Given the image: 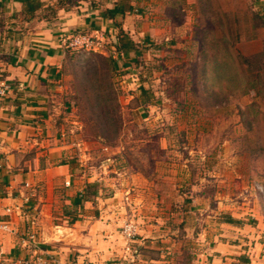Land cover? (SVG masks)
<instances>
[{
    "label": "rangeland",
    "instance_id": "374dc122",
    "mask_svg": "<svg viewBox=\"0 0 264 264\" xmlns=\"http://www.w3.org/2000/svg\"><path fill=\"white\" fill-rule=\"evenodd\" d=\"M128 11L104 47L69 50L54 160L68 156L77 178L97 183L91 214L109 209L126 246L124 226L137 225L127 253L158 257L167 239L186 241L187 254L197 232L218 227L220 207L264 199V70L244 62L263 47L264 0H137ZM122 35L140 52H119ZM144 86L154 99L142 105ZM126 252L127 264H147Z\"/></svg>",
    "mask_w": 264,
    "mask_h": 264
},
{
    "label": "crops",
    "instance_id": "0c3cea01",
    "mask_svg": "<svg viewBox=\"0 0 264 264\" xmlns=\"http://www.w3.org/2000/svg\"><path fill=\"white\" fill-rule=\"evenodd\" d=\"M134 1L0 0V67L11 84L0 96V221L9 227H0V242L10 257H38L42 264H110L122 258L120 264H127L121 223L109 219V209L98 218L91 214L74 161L54 160L64 147L50 131L58 109L68 104L64 62L72 56L69 50L79 49L68 45L69 37L79 32L103 37L109 24L119 25L130 13L118 10L111 17L104 11ZM220 208V220H211L218 227L205 230V238L197 232L194 251L185 254L184 240L163 239L167 251L157 258L126 255L147 264H264V199L234 200ZM145 238L138 241L153 242Z\"/></svg>",
    "mask_w": 264,
    "mask_h": 264
},
{
    "label": "built area",
    "instance_id": "2783aa9c",
    "mask_svg": "<svg viewBox=\"0 0 264 264\" xmlns=\"http://www.w3.org/2000/svg\"><path fill=\"white\" fill-rule=\"evenodd\" d=\"M70 47H75L84 50H96L97 47H104L103 37H93L87 33H79L72 37H69L67 41ZM11 89V84L9 83L7 77L4 74L3 69L0 67V96H4ZM1 166V164H0ZM258 190L264 197V182L257 185ZM10 211V208H6ZM0 227L8 229V225L4 221H0ZM124 235L127 238V250H131L132 242L136 239V234L138 233L137 225L135 223H127L123 229ZM29 243L35 242V235L30 234L28 236ZM0 264H42L41 260L37 257L35 258H20V257H10L7 255L3 249L2 243L0 242Z\"/></svg>",
    "mask_w": 264,
    "mask_h": 264
},
{
    "label": "trees",
    "instance_id": "16d2710c",
    "mask_svg": "<svg viewBox=\"0 0 264 264\" xmlns=\"http://www.w3.org/2000/svg\"><path fill=\"white\" fill-rule=\"evenodd\" d=\"M130 6V5H129ZM31 5H29V8L31 9ZM130 7L126 4H117L115 8L113 9H106L104 11V16L108 15L111 17H115L116 13L119 11L125 13L126 10H129ZM264 20V14L262 16ZM262 50L249 54V55H244V62L247 63L248 65H253L254 63L258 65L262 70H264V41L262 45ZM149 48L148 45H146L145 49ZM118 51L123 52V53H132L133 51L135 52H140L138 49V45L135 41L132 39L127 38L125 35H122V37L119 40V45H118ZM101 57H106L104 55H100ZM104 59H107L109 63H112V66H115L114 62L115 60L109 56ZM248 85L251 86V88H260L261 82L256 81V79H252L248 82ZM247 92V91H246ZM138 100L142 105L150 103L154 99V93L149 89L146 88L145 86L140 88L139 94L137 96ZM97 183L96 182H88L86 183L85 187L82 190V197L83 200L85 201H94L95 196L97 193ZM74 220H72L73 222ZM151 258H157V257H151Z\"/></svg>",
    "mask_w": 264,
    "mask_h": 264
}]
</instances>
